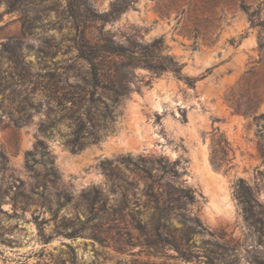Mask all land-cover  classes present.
I'll list each match as a JSON object with an SVG mask.
<instances>
[{
    "label": "rangeland",
    "instance_id": "1",
    "mask_svg": "<svg viewBox=\"0 0 264 264\" xmlns=\"http://www.w3.org/2000/svg\"><path fill=\"white\" fill-rule=\"evenodd\" d=\"M82 1L122 8L88 25L93 40L162 39L194 86L139 67L141 93L106 117L67 0H0V264H264V0Z\"/></svg>",
    "mask_w": 264,
    "mask_h": 264
},
{
    "label": "trees",
    "instance_id": "2",
    "mask_svg": "<svg viewBox=\"0 0 264 264\" xmlns=\"http://www.w3.org/2000/svg\"><path fill=\"white\" fill-rule=\"evenodd\" d=\"M67 11L76 22V35L73 40L75 50L79 60L87 65L89 85L93 89L88 103L96 110L102 107L106 117L112 119L117 107L132 93H141L142 84L145 82L139 80L135 75V71L139 67L147 70L154 77L170 72L188 85L194 86L193 79L183 76V65L173 56L164 52L166 47L162 39H156L150 44L142 46L122 44L113 35L103 32L96 41L91 38L88 32L90 23L101 22L105 25L115 20L122 8H114L109 12L99 14L86 8V4L82 0H67ZM97 90H102L105 98L100 95L95 98L97 94L95 91ZM73 120L76 124V130L74 139L68 143L73 152H78L84 147V144L80 142L84 125L80 118ZM254 120L259 127V137L262 140L258 145L259 152L264 157V114L255 116ZM223 163L224 160L215 161L217 168H221ZM235 187L245 212L251 215L254 205L253 191L242 178L236 182ZM181 192L188 199L193 200L194 197L190 191L181 190ZM181 255L184 260H189L185 254ZM206 264H214V262L210 258Z\"/></svg>",
    "mask_w": 264,
    "mask_h": 264
},
{
    "label": "bare ground",
    "instance_id": "3",
    "mask_svg": "<svg viewBox=\"0 0 264 264\" xmlns=\"http://www.w3.org/2000/svg\"><path fill=\"white\" fill-rule=\"evenodd\" d=\"M120 141H125L129 145L135 146L140 140H138V134L135 133L133 128H130L129 131L122 135ZM213 202L215 207H221L228 202V195L224 191L219 190L216 192Z\"/></svg>",
    "mask_w": 264,
    "mask_h": 264
}]
</instances>
